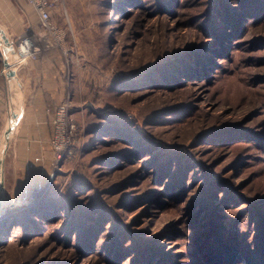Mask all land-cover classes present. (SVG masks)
Returning a JSON list of instances; mask_svg holds the SVG:
<instances>
[{"label": "rangeland", "instance_id": "1", "mask_svg": "<svg viewBox=\"0 0 264 264\" xmlns=\"http://www.w3.org/2000/svg\"><path fill=\"white\" fill-rule=\"evenodd\" d=\"M10 6L0 125L18 116L12 138L36 107L4 74L19 35L39 60L57 54L61 86L47 182L29 201L47 216L1 228L0 264H264V0H61L59 42L37 14L13 35Z\"/></svg>", "mask_w": 264, "mask_h": 264}, {"label": "crops", "instance_id": "2", "mask_svg": "<svg viewBox=\"0 0 264 264\" xmlns=\"http://www.w3.org/2000/svg\"><path fill=\"white\" fill-rule=\"evenodd\" d=\"M16 1L0 0V4L11 5L10 20H15L11 25L15 36L21 34L36 17L34 8L27 1ZM55 63L57 54L51 53L41 60L15 65L11 70L27 86L26 89L37 92L34 96L36 107L23 116L12 138L11 133L6 136L7 142L0 158V190L3 186L4 204L11 208L31 200L38 187L47 182V172L54 153L50 145L51 120L46 109L47 104L60 99L61 86ZM8 130V123L5 127L0 125V137L7 134Z\"/></svg>", "mask_w": 264, "mask_h": 264}, {"label": "built area", "instance_id": "3", "mask_svg": "<svg viewBox=\"0 0 264 264\" xmlns=\"http://www.w3.org/2000/svg\"><path fill=\"white\" fill-rule=\"evenodd\" d=\"M22 1V0H17ZM27 3L32 6L39 18L40 27L44 32V35L50 33L55 36L57 42L62 40L61 32H58L57 28L51 22V10L56 5L57 2L61 0H25ZM37 40H41V37ZM55 45L53 42L48 43L47 45ZM8 47V46H7ZM11 52L8 58L12 56V67L15 65H21L28 63L30 61H38L42 56L43 49H38L34 41H31L29 38H26L25 35H19L11 42V45L8 47ZM4 56V61H6V67L4 74L7 76L11 73L10 63H8V58ZM67 114H68V104L64 102L60 104L56 109V118H55V137H54V147L58 152V159L61 158V155L64 151L65 145L67 144Z\"/></svg>", "mask_w": 264, "mask_h": 264}, {"label": "trees", "instance_id": "4", "mask_svg": "<svg viewBox=\"0 0 264 264\" xmlns=\"http://www.w3.org/2000/svg\"><path fill=\"white\" fill-rule=\"evenodd\" d=\"M46 194H50L49 190H47ZM44 197L46 198L48 196L44 195ZM39 203L40 201L36 200V202L33 204L26 205L24 203L22 205L8 209V211L5 214L0 216V230L2 227L6 226L9 223H11V225H16L18 223L17 220L20 219V217L25 216V215L28 216V214L30 213H31L30 216L37 215V217H42V216L46 217L47 216L46 213L39 212L37 210ZM34 211L36 212L34 213Z\"/></svg>", "mask_w": 264, "mask_h": 264}, {"label": "bare ground", "instance_id": "5", "mask_svg": "<svg viewBox=\"0 0 264 264\" xmlns=\"http://www.w3.org/2000/svg\"><path fill=\"white\" fill-rule=\"evenodd\" d=\"M13 115H11V118L8 120V126H9V130L8 133H11L13 131V128L16 127L17 123H18V116L14 114V112H12ZM12 134V133H11ZM8 134H3L0 137V158H2L3 153H4V144L5 142H7V136ZM3 162V161H2Z\"/></svg>", "mask_w": 264, "mask_h": 264}, {"label": "water", "instance_id": "6", "mask_svg": "<svg viewBox=\"0 0 264 264\" xmlns=\"http://www.w3.org/2000/svg\"><path fill=\"white\" fill-rule=\"evenodd\" d=\"M9 75L11 76L12 73H9ZM7 134H8V132H7ZM3 192H4V188L2 186V188L0 190V216L3 215V214H5L8 211V209L11 208L10 206L4 204V201H3ZM29 201H31V200H29ZM29 201L25 202V204L26 205L31 204Z\"/></svg>", "mask_w": 264, "mask_h": 264}]
</instances>
